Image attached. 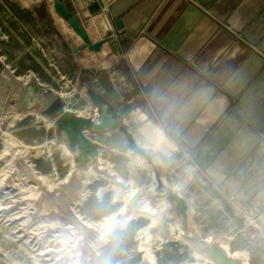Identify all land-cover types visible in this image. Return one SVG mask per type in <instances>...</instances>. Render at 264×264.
<instances>
[{
  "label": "rangeland",
  "instance_id": "obj_1",
  "mask_svg": "<svg viewBox=\"0 0 264 264\" xmlns=\"http://www.w3.org/2000/svg\"><path fill=\"white\" fill-rule=\"evenodd\" d=\"M26 4L0 0V264H223L213 250L264 264V202L249 199L239 167L224 176L193 153L145 157L121 129L88 130L102 148L78 166L41 110L61 96L66 109L99 120L96 59L55 25L54 7ZM110 217L122 226L101 238Z\"/></svg>",
  "mask_w": 264,
  "mask_h": 264
},
{
  "label": "crops",
  "instance_id": "obj_2",
  "mask_svg": "<svg viewBox=\"0 0 264 264\" xmlns=\"http://www.w3.org/2000/svg\"><path fill=\"white\" fill-rule=\"evenodd\" d=\"M59 1L92 43L106 39L90 50L53 14L96 59V94L139 147L196 154L224 176L239 167L249 199L264 202V0Z\"/></svg>",
  "mask_w": 264,
  "mask_h": 264
},
{
  "label": "water",
  "instance_id": "obj_3",
  "mask_svg": "<svg viewBox=\"0 0 264 264\" xmlns=\"http://www.w3.org/2000/svg\"><path fill=\"white\" fill-rule=\"evenodd\" d=\"M55 8L58 13L68 22L77 34L83 39L85 44L90 50H99L106 39L99 42L92 43L85 28L83 27L81 21L77 15L72 12L69 8L65 6L62 1L57 0L55 2ZM106 21H108V17ZM0 34H2L0 32ZM3 68V62L0 58V71ZM30 88H26L23 93L22 103L27 102V94L29 93ZM92 100L95 105L100 104V119L95 121L91 116H82L76 114L74 111L66 109V101L61 97L57 96L53 102L45 109L41 110V114L47 117L50 120L55 121V124L58 128L59 140H66L69 146V149L72 152L78 151L76 161L78 166H85L88 162L96 161L99 151L102 148V145L87 136V131L91 130L93 132H103L114 129H121L127 136L129 146L137 153L148 157L147 152L137 145L131 132L124 126L120 125V122L109 112V104L103 101L102 96L96 94L95 92H90ZM220 253L214 251L213 253ZM223 264H231L230 259L223 257Z\"/></svg>",
  "mask_w": 264,
  "mask_h": 264
},
{
  "label": "bare ground",
  "instance_id": "obj_4",
  "mask_svg": "<svg viewBox=\"0 0 264 264\" xmlns=\"http://www.w3.org/2000/svg\"><path fill=\"white\" fill-rule=\"evenodd\" d=\"M31 90V89H30ZM135 140V139H134ZM150 159V158H149ZM155 159V158H154ZM151 160V159H150ZM152 161V160H151ZM152 163V162H151ZM160 164V163H159ZM95 168V167H94ZM155 168H156V166H155ZM95 170V169H94ZM91 173V171H87V175L88 174H90ZM156 173V172H155ZM41 179V178H40ZM8 182V181H7ZM84 195H85V193H83ZM83 195V196H84ZM148 207V206H147ZM40 211V210H39ZM164 216V215H163ZM80 217V216H79ZM75 219V218H74ZM85 222V221H84ZM85 224H86V226H92L93 224H91L90 222H85ZM81 228V227H80ZM88 229V228H87ZM98 230V229H97ZM69 231V230H68ZM94 231V230H93ZM54 232V231H53ZM72 237V236H71ZM76 242V241H75ZM78 242V241H77ZM86 247H87V245H86ZM88 248V247H87ZM86 248V249H87ZM48 249V248H47ZM89 249V248H88ZM67 250V249H66ZM85 250V249H84ZM213 250V249H212ZM66 253V252H65ZM213 253V252H212ZM39 255H48V254H50L51 255V259H56L57 261H58V259H59V261H61V262H63L62 260H63V258H61L60 256L58 257V255L56 254V251H53V250H40V252L38 253ZM63 254V253H62ZM62 254H61V256H62ZM64 255V254H63ZM73 257V256H72ZM213 257H215V258H217V259H222L223 258V256H222V254H220V253H216V252H214L213 253ZM65 258V257H64ZM88 258V257H87ZM207 258H209V257H207ZM88 261V260H87ZM90 262V261H89ZM69 264V263H68ZM231 264H236V263H234V261H231Z\"/></svg>",
  "mask_w": 264,
  "mask_h": 264
},
{
  "label": "clouds",
  "instance_id": "obj_5",
  "mask_svg": "<svg viewBox=\"0 0 264 264\" xmlns=\"http://www.w3.org/2000/svg\"><path fill=\"white\" fill-rule=\"evenodd\" d=\"M118 226H122V225H120L119 222L114 217H110L106 219L98 226L101 233V238L112 232Z\"/></svg>",
  "mask_w": 264,
  "mask_h": 264
},
{
  "label": "built area",
  "instance_id": "obj_6",
  "mask_svg": "<svg viewBox=\"0 0 264 264\" xmlns=\"http://www.w3.org/2000/svg\"><path fill=\"white\" fill-rule=\"evenodd\" d=\"M95 113H98V108L97 107L95 108Z\"/></svg>",
  "mask_w": 264,
  "mask_h": 264
},
{
  "label": "flooded vegetation",
  "instance_id": "obj_7",
  "mask_svg": "<svg viewBox=\"0 0 264 264\" xmlns=\"http://www.w3.org/2000/svg\"><path fill=\"white\" fill-rule=\"evenodd\" d=\"M52 102H53V101H52ZM52 102H51V103H52ZM51 103H49V104H51ZM49 104H48V105H49Z\"/></svg>",
  "mask_w": 264,
  "mask_h": 264
}]
</instances>
